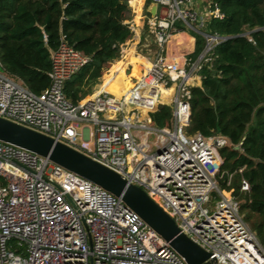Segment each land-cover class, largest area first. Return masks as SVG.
Instances as JSON below:
<instances>
[{"label": "built area", "instance_id": "2783aa9c", "mask_svg": "<svg viewBox=\"0 0 264 264\" xmlns=\"http://www.w3.org/2000/svg\"><path fill=\"white\" fill-rule=\"evenodd\" d=\"M149 1L157 3L145 27L154 45L139 50L127 21L134 41L121 46L119 61L134 80L121 95L102 87L72 102L65 82L90 58L61 36L51 51L50 85L41 93L11 76L0 60V116L142 187L219 264H264V243L244 219L240 199L221 187L220 151L230 138L188 130L191 87L226 39L209 24L224 13L212 0L205 13L197 0ZM182 30L205 40L201 54L183 63L168 55L172 36ZM163 104L172 107L171 125L159 127L152 113ZM250 188L243 179L241 190ZM0 264L188 263L120 197L48 156L0 140Z\"/></svg>", "mask_w": 264, "mask_h": 264}, {"label": "trees", "instance_id": "16d2710c", "mask_svg": "<svg viewBox=\"0 0 264 264\" xmlns=\"http://www.w3.org/2000/svg\"><path fill=\"white\" fill-rule=\"evenodd\" d=\"M128 1L0 0V60L5 70L41 93L50 85L51 51L64 36L90 58L64 86L66 96L79 103L101 78L108 75L104 84L117 78L120 48L134 41ZM212 1L219 3L224 17L213 18L209 30L228 38L200 70L202 84L191 87L188 130L230 138L231 145L220 151L221 187L240 199L244 219L264 243V0ZM194 34L192 57L197 58L205 40ZM152 118L159 127L171 125L172 107L161 105ZM238 144L240 149L235 148ZM243 179L250 191L241 190Z\"/></svg>", "mask_w": 264, "mask_h": 264}, {"label": "water", "instance_id": "95a60500", "mask_svg": "<svg viewBox=\"0 0 264 264\" xmlns=\"http://www.w3.org/2000/svg\"><path fill=\"white\" fill-rule=\"evenodd\" d=\"M149 10L154 15L157 3ZM228 38V37H226ZM0 140L24 147L87 178L120 197L181 254L188 264H219L211 253L181 232L174 218L142 187L52 136L0 116ZM241 148V144L235 146Z\"/></svg>", "mask_w": 264, "mask_h": 264}, {"label": "crops", "instance_id": "0c3cea01", "mask_svg": "<svg viewBox=\"0 0 264 264\" xmlns=\"http://www.w3.org/2000/svg\"><path fill=\"white\" fill-rule=\"evenodd\" d=\"M197 1L200 11L205 13L210 0H197ZM128 4L131 9V15L128 21L131 24L134 31L137 32L136 35L137 37H139L140 40V45H138V49L142 51H146L148 48H153L154 44L146 36V30H145L146 18L153 15L149 10L150 6L152 5L151 2L149 0H129ZM196 42H197V37L195 36L193 31H188V30L179 31L172 36L171 41L168 44V55L170 57H176L180 62L183 63L186 58L192 57V54L196 49ZM117 62H119V60ZM126 70L128 71L129 68L128 69L127 67L125 68V73ZM109 76L113 77V73L110 74ZM105 78H101L100 82L96 83L93 86L92 93L88 96L93 95L103 87L104 83L107 81ZM129 80L131 83L133 79H131L130 77ZM201 84H202V78L200 76L197 79L196 85L200 86Z\"/></svg>", "mask_w": 264, "mask_h": 264}, {"label": "bare ground", "instance_id": "6f19581e", "mask_svg": "<svg viewBox=\"0 0 264 264\" xmlns=\"http://www.w3.org/2000/svg\"><path fill=\"white\" fill-rule=\"evenodd\" d=\"M131 61L135 62L136 59L134 57H131ZM125 68H126V62L121 61L120 71L117 75L116 80L111 81L108 84H104L103 88H105L108 91L113 92L116 95H121L131 84L129 80L130 75L125 73Z\"/></svg>", "mask_w": 264, "mask_h": 264}, {"label": "rangeland", "instance_id": "374dc122", "mask_svg": "<svg viewBox=\"0 0 264 264\" xmlns=\"http://www.w3.org/2000/svg\"><path fill=\"white\" fill-rule=\"evenodd\" d=\"M131 79H133V80H134V76H132V77H131ZM95 87H96V86H95ZM79 140H81V137H79Z\"/></svg>", "mask_w": 264, "mask_h": 264}]
</instances>
